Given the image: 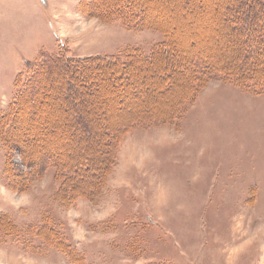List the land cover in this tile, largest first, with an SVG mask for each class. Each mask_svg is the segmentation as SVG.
<instances>
[{
  "label": "rangeland",
  "instance_id": "374dc122",
  "mask_svg": "<svg viewBox=\"0 0 264 264\" xmlns=\"http://www.w3.org/2000/svg\"><path fill=\"white\" fill-rule=\"evenodd\" d=\"M82 2L0 0V116L45 54L149 53L164 38L85 14ZM175 115L132 124L104 188L72 205L54 197L53 168L24 178L32 169L19 151L10 163L23 184L10 186L12 140L0 138V264H264V94L214 77ZM47 218L77 255L45 241L49 227L36 237Z\"/></svg>",
  "mask_w": 264,
  "mask_h": 264
},
{
  "label": "trees",
  "instance_id": "16d2710c",
  "mask_svg": "<svg viewBox=\"0 0 264 264\" xmlns=\"http://www.w3.org/2000/svg\"><path fill=\"white\" fill-rule=\"evenodd\" d=\"M80 7L107 21L159 29L164 38L149 53L77 57L61 52L30 64L9 113L0 116V138L12 140L10 186L15 179L23 184L10 163L19 151L32 169L24 178L53 168L59 184L54 197L72 205L104 188L132 124L176 119L214 77L264 94V0H83ZM117 101L131 113L116 112ZM175 101L179 109L174 111ZM156 108L170 114L159 117ZM48 219L36 237L45 238L42 231L49 227L53 239L45 241L77 255L66 238H56L54 220Z\"/></svg>",
  "mask_w": 264,
  "mask_h": 264
}]
</instances>
